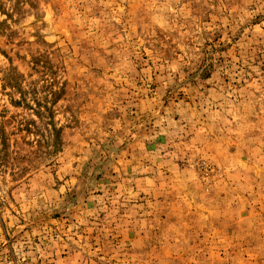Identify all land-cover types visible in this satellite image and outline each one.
Segmentation results:
<instances>
[{
  "label": "rangeland",
  "instance_id": "obj_1",
  "mask_svg": "<svg viewBox=\"0 0 264 264\" xmlns=\"http://www.w3.org/2000/svg\"><path fill=\"white\" fill-rule=\"evenodd\" d=\"M0 264H264V0H0Z\"/></svg>",
  "mask_w": 264,
  "mask_h": 264
}]
</instances>
